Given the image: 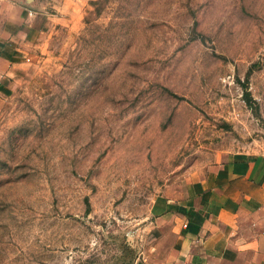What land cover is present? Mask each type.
I'll return each mask as SVG.
<instances>
[{
    "label": "rangeland",
    "instance_id": "1",
    "mask_svg": "<svg viewBox=\"0 0 264 264\" xmlns=\"http://www.w3.org/2000/svg\"><path fill=\"white\" fill-rule=\"evenodd\" d=\"M52 1L0 97V264H135L157 196L264 156V0Z\"/></svg>",
    "mask_w": 264,
    "mask_h": 264
},
{
    "label": "crops",
    "instance_id": "2",
    "mask_svg": "<svg viewBox=\"0 0 264 264\" xmlns=\"http://www.w3.org/2000/svg\"><path fill=\"white\" fill-rule=\"evenodd\" d=\"M52 2L0 0V97L58 18ZM149 215L155 237L135 264H264V156L217 153L198 180L157 196Z\"/></svg>",
    "mask_w": 264,
    "mask_h": 264
}]
</instances>
